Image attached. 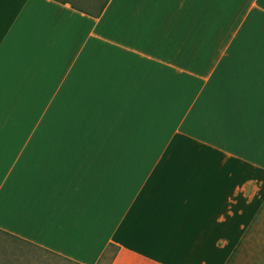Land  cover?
Returning <instances> with one entry per match:
<instances>
[{
    "label": "crops",
    "instance_id": "0c3cea01",
    "mask_svg": "<svg viewBox=\"0 0 264 264\" xmlns=\"http://www.w3.org/2000/svg\"><path fill=\"white\" fill-rule=\"evenodd\" d=\"M218 11L219 0H0L1 236L78 264H98L109 243V264H202L196 181L58 131V109L181 90L215 49ZM260 248L241 264H264Z\"/></svg>",
    "mask_w": 264,
    "mask_h": 264
},
{
    "label": "rangeland",
    "instance_id": "374dc122",
    "mask_svg": "<svg viewBox=\"0 0 264 264\" xmlns=\"http://www.w3.org/2000/svg\"><path fill=\"white\" fill-rule=\"evenodd\" d=\"M228 1L219 0L215 49L181 90L58 109V131L146 154L157 160L154 169L196 181L202 264L256 260L264 246V2ZM3 262L72 264L0 235Z\"/></svg>",
    "mask_w": 264,
    "mask_h": 264
},
{
    "label": "trees",
    "instance_id": "16d2710c",
    "mask_svg": "<svg viewBox=\"0 0 264 264\" xmlns=\"http://www.w3.org/2000/svg\"><path fill=\"white\" fill-rule=\"evenodd\" d=\"M91 14L97 15L99 13H91ZM10 238L18 240V241H21V240L17 239L16 237H13V236L10 237ZM21 242H23V241H21ZM115 251H116V246L115 245H113L111 243L107 244L105 250L101 254V257L99 258V263L98 264H109L111 259L113 258L114 254H115ZM55 256H57V255H55ZM57 257L62 258V259L66 260L69 263L78 264V263H75V262H73V261H71V260H69L67 258L60 257V256H57Z\"/></svg>",
    "mask_w": 264,
    "mask_h": 264
}]
</instances>
